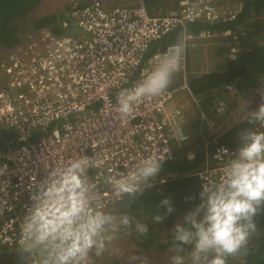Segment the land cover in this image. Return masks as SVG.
Returning a JSON list of instances; mask_svg holds the SVG:
<instances>
[{
    "label": "built area",
    "instance_id": "2783aa9c",
    "mask_svg": "<svg viewBox=\"0 0 264 264\" xmlns=\"http://www.w3.org/2000/svg\"><path fill=\"white\" fill-rule=\"evenodd\" d=\"M135 1L111 6L103 0H69L57 28L28 32L2 51L0 127L14 134L15 145L0 151V248L19 253L23 216L47 169L70 158L98 156L100 163L89 175L101 206L108 210L125 197L110 191L107 177L127 171L152 153L165 156L164 164L173 161L175 151L189 141L185 112L171 103L180 91L192 96L187 86L193 76L188 70L190 52L200 48L209 56L213 47L222 48L221 60H234L253 42L252 23L264 20L254 13L243 16L239 0H177L164 14H149L143 0ZM195 23L216 28L191 33L187 26ZM176 31L186 45L176 74L182 77V86L139 101L129 117H122L117 93L134 87L147 74L156 54L176 42L150 50ZM224 90L231 93L232 87ZM217 94L213 114L222 117L228 113V102ZM194 102L204 131L203 157L199 170L187 175L196 177L201 189L202 184L219 182L239 139L236 135L234 142H226L229 134L219 131L214 119ZM221 104L223 110L218 109ZM176 177L166 173L154 186Z\"/></svg>",
    "mask_w": 264,
    "mask_h": 264
},
{
    "label": "clouds",
    "instance_id": "9594fccd",
    "mask_svg": "<svg viewBox=\"0 0 264 264\" xmlns=\"http://www.w3.org/2000/svg\"><path fill=\"white\" fill-rule=\"evenodd\" d=\"M185 48L184 40L179 39L157 53L147 74L134 87L117 93L122 117H129L139 101L168 90L181 69ZM259 94L262 102L247 121L252 127L237 133L239 145L219 182L202 184L199 205L169 230L176 251L171 264H227L229 257L246 254L257 233V217L264 214V130H258L264 128V89ZM223 108L222 104L218 107ZM213 112L206 114L216 121L220 116ZM164 162L165 156L152 153L105 182L111 192L127 197L131 206L154 187ZM99 163L98 156L84 155L47 169L30 195L20 226L22 264H88L93 254L105 252L118 233H148V225L137 217L127 212L114 215L101 206L89 175ZM173 212L171 200L165 198L156 205L152 221L162 224ZM185 249L189 250L187 258Z\"/></svg>",
    "mask_w": 264,
    "mask_h": 264
},
{
    "label": "trees",
    "instance_id": "16d2710c",
    "mask_svg": "<svg viewBox=\"0 0 264 264\" xmlns=\"http://www.w3.org/2000/svg\"><path fill=\"white\" fill-rule=\"evenodd\" d=\"M42 1L0 0V56L3 50L18 44L22 35L43 27L57 28L59 23L66 17L64 13L34 17L33 13ZM176 1L143 0V4L149 14H164L166 10L174 6ZM239 1L244 8L243 16H250L251 13H254V16L262 15L264 17V0ZM256 22L258 24L256 30L259 28V31H255V34L258 35V33L264 31V20H257ZM215 28L201 23L187 26V30L191 33ZM179 34L180 31H176L163 37L153 46L150 53L162 50L166 45L177 42ZM252 38L254 40L255 36L252 35ZM256 40L257 46L255 48L252 45V49L246 48L242 50L236 59L227 61L224 71L190 76L187 86L191 93L198 96L230 86L235 95L244 97L245 92L253 89L257 83L259 84L261 77L264 75V38L258 37ZM176 84L177 82H174V85ZM14 140L15 136L8 128L0 127V151L13 147L15 145ZM185 150L184 147H181L175 151V159L163 164L158 178H162L166 173H173L178 177L146 190L140 200L132 203L131 206H129L127 197L118 203L121 213L127 212L137 217L142 223H146L149 228L155 226L159 230V234L163 236V241L158 242L157 249L161 254L169 250H175L169 230L176 223L182 222L183 216L194 210L200 203V183L196 177L188 176L187 173L190 175L199 170L198 167L203 156L199 151L193 160H189L188 155L184 153ZM165 198L171 200L174 212L162 224H157L152 221V215L156 212V205ZM163 212L164 209H161L160 214H163ZM257 227L258 231L250 239L246 254L238 255L236 264H264V214L257 217ZM118 235L131 237L124 232L122 234L118 233ZM144 248H147V246L144 245ZM19 259L21 260L18 252L11 251L6 247L0 248V264H15Z\"/></svg>",
    "mask_w": 264,
    "mask_h": 264
},
{
    "label": "rangeland",
    "instance_id": "374dc122",
    "mask_svg": "<svg viewBox=\"0 0 264 264\" xmlns=\"http://www.w3.org/2000/svg\"><path fill=\"white\" fill-rule=\"evenodd\" d=\"M106 4L111 2V6L116 5H129L128 3L135 4V0H103ZM69 0H43L41 5L34 11L33 16L35 17H44L49 14H60L65 13L66 7ZM262 16V15H261ZM260 20V19H259ZM258 20V21H259ZM29 22V21H28ZM264 30V29H263ZM255 31H259V28ZM258 37L264 38V31L255 34V39ZM260 41V40H259ZM258 41V42H259ZM261 42V41H260ZM200 49V48H199ZM204 50L194 49L189 54V73L195 76H201L200 72L208 70L215 71L218 68H215L218 62L217 60L204 61ZM1 58V57H0ZM207 64V66H205ZM213 68H212V67ZM206 67V68H205ZM174 81V80H173ZM264 89V83H261L258 87L257 92L247 95L244 97H236L233 93L219 94L227 100L228 104V113L222 117H215L216 124L219 127V131L222 133L229 134L226 142L235 141V137L238 132L248 127L249 113L258 109L259 104L262 102L260 91ZM185 94V91L178 92L174 98L171 106H175L183 110L186 116V123L188 125L189 142L183 145L186 149L185 154L190 156L189 160H193L197 152L201 151L203 148V141L201 139V132L199 126H197V108L195 107V100L200 103H205L204 100H199L197 97H193L189 94ZM208 99L211 96H207ZM205 98V100H208ZM182 104L184 107L182 109ZM194 104V105H193ZM206 113H209L214 110L213 99L208 100L206 105H204ZM192 109V110H191ZM191 111V112H189ZM194 112V114L192 113ZM206 134V132H205ZM208 138V133L206 134ZM194 155V156H193ZM192 156V158H191ZM107 212H110L114 215H120V210L118 204L113 205L106 209ZM123 232H121L122 234ZM163 236L159 234V230L155 226L150 227L146 235L140 236L136 233H133L131 237H124L116 235L115 238L110 241L106 250L100 256L92 255L89 259L88 264H171V257L176 254L175 250H169L164 254H161L157 249L158 242H162ZM144 245L147 248H144ZM185 256L188 257L189 250L185 249ZM236 257H229L227 264H236ZM15 264H22L21 260H17Z\"/></svg>",
    "mask_w": 264,
    "mask_h": 264
},
{
    "label": "crops",
    "instance_id": "0c3cea01",
    "mask_svg": "<svg viewBox=\"0 0 264 264\" xmlns=\"http://www.w3.org/2000/svg\"><path fill=\"white\" fill-rule=\"evenodd\" d=\"M128 4L130 5L131 3H128ZM108 5H111V2H110ZM257 25H258V24H257L256 21L252 23V26H251V32H250L251 37H252V35L255 36V30H256V28H257ZM251 42H252V40H251ZM252 45H254L253 48H255V47L257 46V40H256V39H254L253 42L249 44V46H248L249 49L252 47ZM197 49H198V50H202V49H199V48H197ZM223 50H224V49L221 48V50L216 51V49L213 47V48L211 49V52L209 53V56H206V57L203 58L204 61H206V62H208V61H209V62H210V61L213 62L214 60H217V61H218V62H216L217 65H216V67H215V68H218V69L215 70V71H224L225 63L221 60V55H222ZM192 51H194V50H192ZM205 66H207V64H205ZM211 67H212V66H211ZM205 68H206V67H205ZM212 68H213V67H212ZM211 72H214V71H211ZM193 76H195V75H193ZM188 81H189V79H188ZM174 82H177V84L174 85ZM261 83H264V75L261 77V81H260L259 84L257 83L256 86H255L253 89H251V90L245 92V94H246L245 96H247V95H251V94L257 92L258 87H260ZM181 86H182V77H181L180 75H175V77H174V81H173V83L171 84V86L169 87V89H177V88H180ZM216 93H218V94H226V91L224 90V88H222L221 90L209 91V92H206L205 94L198 95V96H194L192 93H191V94H192L194 97H197V99L199 98V100H204L205 103H204V104H203V103H200L199 107H200L201 109L205 110L204 105H206L207 101L210 100V99L213 97V94H216ZM182 95H187V94H186V92H185V94H182ZM207 96H211V98L208 99ZM235 96H236V97H239V96H237V95H235ZM205 98L208 99V100H205ZM193 105H194V104H193ZM183 107H184V104H182V109H183ZM195 107H196V106H195ZM184 108H185V107H184ZM191 110H192V109H191ZM182 111H183V110H182ZM189 112H191V111H189ZM192 113L194 114V112H192ZM197 126H199L198 123H197ZM199 128H200V126H199ZM186 130L188 131V125H186ZM189 134H190V133H189Z\"/></svg>",
    "mask_w": 264,
    "mask_h": 264
},
{
    "label": "water",
    "instance_id": "95a60500",
    "mask_svg": "<svg viewBox=\"0 0 264 264\" xmlns=\"http://www.w3.org/2000/svg\"><path fill=\"white\" fill-rule=\"evenodd\" d=\"M253 12V11H252ZM191 158H192V156H191Z\"/></svg>",
    "mask_w": 264,
    "mask_h": 264
},
{
    "label": "flooded vegetation",
    "instance_id": "af4514ba",
    "mask_svg": "<svg viewBox=\"0 0 264 264\" xmlns=\"http://www.w3.org/2000/svg\"><path fill=\"white\" fill-rule=\"evenodd\" d=\"M188 157V156H187Z\"/></svg>",
    "mask_w": 264,
    "mask_h": 264
}]
</instances>
